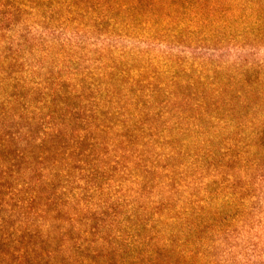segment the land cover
<instances>
[{
  "label": "trees",
  "instance_id": "1",
  "mask_svg": "<svg viewBox=\"0 0 264 264\" xmlns=\"http://www.w3.org/2000/svg\"><path fill=\"white\" fill-rule=\"evenodd\" d=\"M261 52L264 0H0V264H264Z\"/></svg>",
  "mask_w": 264,
  "mask_h": 264
},
{
  "label": "rangeland",
  "instance_id": "2",
  "mask_svg": "<svg viewBox=\"0 0 264 264\" xmlns=\"http://www.w3.org/2000/svg\"><path fill=\"white\" fill-rule=\"evenodd\" d=\"M244 27V28H243ZM242 28L239 30H235L233 32H227L223 37V43L212 42V43H204V45H194V44H185L189 49L186 50L182 46H178L174 44L171 40L167 39H159L154 41L155 38H151L149 34L141 38L137 43L142 48H146L149 46L151 49H156V52H153V57L155 56H162L163 58L160 59L161 62L167 67V61L171 58H178L182 60H193L197 58H206L210 59L211 61H216L217 63H225L232 59H235L237 55L245 54L251 56V36L248 34L246 35V31H251V22H247L244 24ZM244 30V31H243ZM109 44L113 45L116 42V38L112 37L109 41ZM134 41L120 43L122 46L126 47L127 44H131ZM118 45V43H117ZM149 45V46H147ZM137 46V45H136ZM197 48L199 49L200 54H196ZM264 55V52L260 53V56ZM166 57V59H165ZM158 59V58H157ZM251 59V57H250ZM165 60V61H163ZM163 66V65H162ZM133 68V67H132ZM136 68V67H135ZM134 69V68H133ZM264 241V240H263ZM264 245V242H262ZM240 254V251H237ZM248 255H241L238 260H236V264H246L249 260ZM254 254L251 252V262L254 259ZM236 257V256H235Z\"/></svg>",
  "mask_w": 264,
  "mask_h": 264
}]
</instances>
